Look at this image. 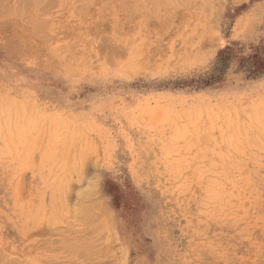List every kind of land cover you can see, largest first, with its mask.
Segmentation results:
<instances>
[{"label":"rangeland","instance_id":"374dc122","mask_svg":"<svg viewBox=\"0 0 264 264\" xmlns=\"http://www.w3.org/2000/svg\"><path fill=\"white\" fill-rule=\"evenodd\" d=\"M5 263L264 264V0H0Z\"/></svg>","mask_w":264,"mask_h":264},{"label":"bare ground","instance_id":"6f19581e","mask_svg":"<svg viewBox=\"0 0 264 264\" xmlns=\"http://www.w3.org/2000/svg\"><path fill=\"white\" fill-rule=\"evenodd\" d=\"M24 2H25V1H24ZM145 4H146V3H145ZM161 8H162V7H161ZM166 8H167V7H166ZM163 10H164V9H163ZM116 29H117V28H116ZM116 29H115V30H116ZM107 39H109V38H107ZM107 39H106V40H107ZM120 45H121V44H120ZM110 46H111V45H110ZM109 49H111V48H109ZM110 51H111V50H110ZM113 51H114V50H113ZM106 52H107V51H106ZM108 53H110V52H108ZM78 218H80V217H78ZM86 250H87V249H86ZM103 250H104V249H103ZM92 252H93V251H92ZM102 252H103V251H102ZM96 255H97V254H96ZM13 262H14V261H13ZM22 262H23V259H22ZM5 264H6V263H5ZM18 264H20V263H18Z\"/></svg>","mask_w":264,"mask_h":264}]
</instances>
